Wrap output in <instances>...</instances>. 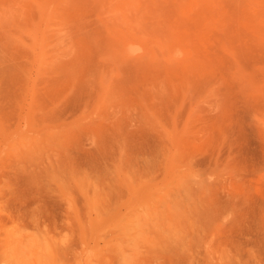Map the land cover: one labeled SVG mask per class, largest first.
<instances>
[{
  "label": "rangeland",
  "instance_id": "374dc122",
  "mask_svg": "<svg viewBox=\"0 0 264 264\" xmlns=\"http://www.w3.org/2000/svg\"><path fill=\"white\" fill-rule=\"evenodd\" d=\"M154 1L0 0V264H264V0Z\"/></svg>",
  "mask_w": 264,
  "mask_h": 264
},
{
  "label": "bare ground",
  "instance_id": "6f19581e",
  "mask_svg": "<svg viewBox=\"0 0 264 264\" xmlns=\"http://www.w3.org/2000/svg\"><path fill=\"white\" fill-rule=\"evenodd\" d=\"M141 1H143V0H141ZM153 1H154V0H153ZM158 1L160 2V0H158ZM161 1H162V0H161ZM171 1H172V0H171ZM260 1H261V0H260ZM139 2H140V1H139ZM146 2H149V0H148V1L146 0ZM154 2H155V1H154ZM163 2H164V1H163ZM168 2H169V1H168ZM184 2H185V1H184ZM207 2H208V0H207ZM216 2H217V1H216ZM216 2H215V3H216ZM262 2H263V1H262ZM134 3H135V2H134ZM150 3H151V2H150ZM185 3H186V2H185ZM161 4H162V3L160 2V5H161ZM164 4H165V3H164ZM169 4H170V3H169ZM172 4H173V3H172ZM172 4H171V5H172ZM200 4H201V3H200ZM217 4H218V3H217ZM148 5H149V4H148ZM150 5H151V4H150ZM189 5H190V3H189ZM193 5H194V4H193ZM121 6L123 7V5H121ZM128 6H129V5H128ZM156 6H158V5H157V2H156ZM165 6H166V5H165ZM182 6H183V5H182ZM130 7H131V6H130ZM130 7H129V9H130ZM153 7H154V5H153ZM159 7L162 8L163 6H159ZM166 7H168V5H167ZM261 7H262V6H261ZM164 8H165V7H164ZM169 8H170V6H169ZM192 8H193V7H192ZM123 9H124V8H123ZM123 9H122V10H123ZM141 9H143V8L141 7ZM154 9H156V8H154ZM125 10H126V9H124L123 11L126 12V11L128 10V8H127L126 11H125ZM143 10H144V9H143ZM145 10H146V9H145ZM145 10H144V12H145ZM141 11H142V10H141ZM158 11H159V10H158ZM197 12L199 13L200 11L197 10ZM146 13H148V12H146ZM161 13H162V10H161ZM161 13H160L161 18H163L164 15H163V17H162V14H161ZM138 14H139V13H138ZM163 14H164V13H163ZM139 15H142V14H139ZM158 15H159V14H158ZM146 16H147V15H146ZM188 16H189V15H188ZM121 17H122V16H121ZM156 17H157V16H156ZM156 17H155V19H156ZM159 17H160V16H159ZM150 18H151V17H150ZM152 18H154V17H152ZM197 18H198V17H197ZM130 19H131V18H130ZM142 19H143V18H142ZM164 19H167L166 16H165ZM132 20H133V19H132ZM157 20H158V19H157ZM167 20H168V19H167ZM167 20H166V22H169V21H167ZM126 21H127V20H126ZM133 22H134V21H133ZM161 22H162V21H161ZM164 22H165V21H164ZM166 22L164 23L163 26H165ZM151 23H152V22H151ZM151 23H150V24H151ZM154 23H155V22H153L152 25H153ZM157 23H158V22H157ZM130 24H131V23H130ZM155 24H156V23H155ZM168 24H169V23H168ZM166 26H167V24H166ZM154 27H155V26H154ZM157 27H158V24H157ZM170 27H171V26H170ZM158 29H161V28L158 27ZM162 29H164V28H162ZM165 29H166V32L170 30V28H168V30H167L166 27H165ZM165 29H164V30H165ZM171 29H172V28H171ZM151 30H152V29H151ZM157 31H158V30H157ZM170 31H171V30H170ZM151 32H152V31H151ZM160 32H161V31H160ZM168 33H169V32H167L166 34H168ZM166 34H165V35H166ZM117 166H119V165H117ZM118 169H119V168H118ZM168 198H169V197H168ZM169 199H170V198H169ZM115 208H116V207H115ZM115 208H114V209H115ZM141 230H142V229H141ZM143 230H144V229H143ZM143 233H144V232H143ZM135 234H136V233H135ZM135 234H134V235H135ZM141 234H142V233H141ZM45 252H46V251H45ZM14 257H15V256H14ZM16 257H19V256H16ZM8 258H9V257H8ZM9 259H10V258H9ZM11 259H12V258H11ZM4 261H5V260H4Z\"/></svg>",
  "mask_w": 264,
  "mask_h": 264
}]
</instances>
